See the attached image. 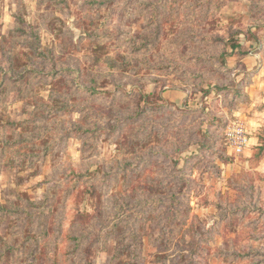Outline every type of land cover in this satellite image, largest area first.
Returning a JSON list of instances; mask_svg holds the SVG:
<instances>
[{
    "label": "rangeland",
    "instance_id": "1",
    "mask_svg": "<svg viewBox=\"0 0 264 264\" xmlns=\"http://www.w3.org/2000/svg\"><path fill=\"white\" fill-rule=\"evenodd\" d=\"M0 264H264V0H0Z\"/></svg>",
    "mask_w": 264,
    "mask_h": 264
},
{
    "label": "trees",
    "instance_id": "2",
    "mask_svg": "<svg viewBox=\"0 0 264 264\" xmlns=\"http://www.w3.org/2000/svg\"><path fill=\"white\" fill-rule=\"evenodd\" d=\"M221 56H223V54Z\"/></svg>",
    "mask_w": 264,
    "mask_h": 264
}]
</instances>
